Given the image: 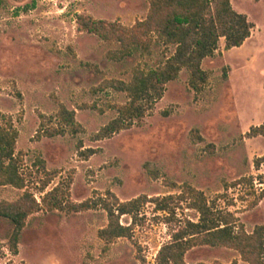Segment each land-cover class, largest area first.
<instances>
[{
  "label": "rangeland",
  "instance_id": "obj_1",
  "mask_svg": "<svg viewBox=\"0 0 264 264\" xmlns=\"http://www.w3.org/2000/svg\"><path fill=\"white\" fill-rule=\"evenodd\" d=\"M232 5L255 28L242 46L227 50L221 39L216 55L203 60L209 74L203 92H195L189 70L183 69L152 115L95 140L118 116L114 106L129 100L126 92L101 90L102 84L130 81L137 66L156 67L175 48L157 45L151 54L114 61L107 54L120 45L79 31L78 16L133 26L147 17L150 0H0V111L19 131L16 153L28 185L0 184V202L18 200L27 188L42 202L69 180L73 203L106 199L109 191L121 201L162 198L181 194L188 184L217 209L234 213L247 232L263 225L264 199L252 204L264 191V163L256 166L264 156V136L249 132L264 123V0H232ZM61 104L75 111L81 128L45 136L43 125L60 127ZM87 149L98 152L86 158ZM147 163L159 170V178L149 173ZM51 173L56 176L43 191ZM171 205L172 218L154 203L144 205L132 236L112 242L99 235L109 224L101 206L79 212L44 209L28 218L18 254L8 245L13 225L0 218V264H154L179 222L200 218L187 201L175 199ZM120 220L133 223L130 215ZM232 263L250 264L224 246H197L185 258V264Z\"/></svg>",
  "mask_w": 264,
  "mask_h": 264
},
{
  "label": "trees",
  "instance_id": "obj_2",
  "mask_svg": "<svg viewBox=\"0 0 264 264\" xmlns=\"http://www.w3.org/2000/svg\"><path fill=\"white\" fill-rule=\"evenodd\" d=\"M79 31H86L99 36L107 43L120 45V48L108 52L107 57L114 61H124L137 52L151 54L157 45L166 48L173 46L174 52L156 67L144 69L137 66L130 81L106 80L101 90L112 88L126 92L128 102L116 105L118 116L104 126L95 136V140L110 138L122 130L132 128L136 122L153 114L155 106L167 90V85L176 80L183 69L190 72V85L197 94L204 91L209 74L202 67L207 57H213L219 50V42L225 40L227 50L240 47L251 37L255 24L246 14L236 11L232 0H150L148 15L138 20L133 26H126L118 21L95 19L90 15L78 16ZM60 127L45 128V136L54 137L65 133L70 128L78 133L81 125L76 122V113L64 104L57 113ZM250 136H264V123L253 127ZM19 131L12 119L0 111V184L25 189L27 179L22 172V157L16 153ZM202 139V137H200ZM96 149H87V157L96 154ZM264 163V156L256 161L258 169ZM38 165L45 168V160L38 158ZM146 167L152 176L160 177L159 170L152 163ZM51 177L42 190L48 186ZM72 182H61L47 192L39 202L28 188L16 201L0 202V218L8 219L13 225L9 237V248L18 254L19 244L28 218L42 210H66L79 212L101 206L108 213L109 224L100 230L99 235L106 242L120 237H131L134 226L140 220L144 205L154 203L157 211L167 212L174 217L175 209L171 202L175 199L189 202V206L200 214L198 222L187 219L173 229L172 237L159 250L154 264H185L187 253L197 246H224L237 250L243 260L250 264H264V224L255 227L252 233L245 230L244 224L232 212L217 209L209 203L205 193L186 184L179 195L166 197L139 196L129 201H121L115 193L108 192L106 199L86 200L82 203L70 202L69 188ZM176 187V183H172ZM264 199V191L252 204L259 205ZM123 215H130L131 225L121 223ZM239 224V225H238ZM3 245L0 243V256ZM236 264V263H232Z\"/></svg>",
  "mask_w": 264,
  "mask_h": 264
}]
</instances>
